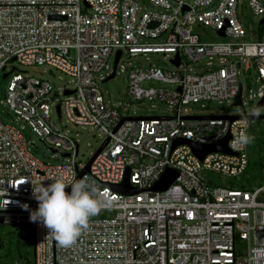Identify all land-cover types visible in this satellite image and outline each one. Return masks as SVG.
Wrapping results in <instances>:
<instances>
[{"label":"built area","instance_id":"2783aa9c","mask_svg":"<svg viewBox=\"0 0 264 264\" xmlns=\"http://www.w3.org/2000/svg\"><path fill=\"white\" fill-rule=\"evenodd\" d=\"M245 9L259 17L257 28H245ZM263 18L264 0H0V74L8 73L0 104L15 116V124L0 116V219L32 227L33 264H264V184L224 187L202 175L238 176L248 165L247 147L231 145L242 118L259 114L264 122L255 108L264 98ZM199 26L221 40L203 41ZM150 53L164 54L171 69L147 57L146 66L133 64ZM15 63L47 66L50 75L68 76L70 86L55 87ZM113 72L127 74L117 103L100 88ZM239 90L243 109L233 114H188L185 107L233 105ZM245 95L257 100L251 113ZM145 101L165 104V114L137 115L133 107ZM25 125L59 161L33 154ZM83 130L99 138L98 148L108 142L80 175L98 149L79 158ZM227 135L231 154L214 151L200 159L189 145L174 146L179 138L210 145ZM168 168L177 174L173 182L152 190ZM127 170L135 193L114 188ZM84 177L103 207L65 248L29 219L38 206L33 192L57 179Z\"/></svg>","mask_w":264,"mask_h":264},{"label":"rangeland","instance_id":"374dc122","mask_svg":"<svg viewBox=\"0 0 264 264\" xmlns=\"http://www.w3.org/2000/svg\"><path fill=\"white\" fill-rule=\"evenodd\" d=\"M245 17V28L250 30L251 28H257V24L259 21V17L251 13L249 10L245 9L244 13ZM195 29L201 33V39L203 41H217L221 40V38L217 37L210 29L199 26L195 27ZM148 58L150 63L155 64L159 67L169 68L171 69L170 64L165 60L164 54H147L145 56L140 55L136 58H132V62L134 65L146 66L148 61L145 58ZM131 60V59H130ZM17 69L19 71L25 72L29 76H33L41 79H48L52 83H54L55 87H63L70 86L69 77L61 74L58 71H54V75H50L46 72V69L49 68L47 66H41L37 64L33 65H20L15 63ZM110 65L112 67V59L110 61ZM255 76V75H254ZM61 77V78H60ZM242 79V77H241ZM8 84V78H2V74H0V100L4 98V91ZM127 84V74L125 72H119L114 77L110 78L107 81L101 83V90L105 99L110 103H117L123 100V94L126 90ZM247 83H245L246 85ZM256 84H253L255 88ZM246 94V90H245ZM244 108L247 113H251L254 110L255 104L257 100L250 101L247 98V95L244 97ZM151 104H154L152 107ZM188 114H214V115H223V114H233L236 113L237 110L243 109L242 105L233 106L232 102L222 101V102H207L204 107H201L200 104H189L185 106ZM166 108L165 104L160 102H150L145 101L142 105H136L133 107V110L137 115L140 114H165L164 109ZM257 113L262 114L264 112V107H260L256 110ZM0 116L1 119L6 123H13L14 114L10 112L5 106L0 104ZM51 119L54 124L58 127L61 126V122L57 120L54 111L51 113ZM63 121V120H62ZM250 128L252 130H256L258 137H262L263 141L261 142V150L260 156L264 162V122L263 120H251ZM25 141L27 142V146L33 152V154L39 158L40 160L46 162H57L59 161L58 157H52V153L49 150V145H44L41 141H39L38 137L31 131V129L25 125L22 130ZM79 158L83 160H87L99 146L100 140L96 135H93L88 130H83L79 133ZM248 156L251 157L250 167L246 170V172L238 175V176H227L222 175L216 172H205L202 175H205L209 181L213 182L214 185L224 186V187H235L241 188L245 186L247 189H254L259 186V184H263V182L259 183L254 177L257 173L253 171V163L259 155L255 153L250 148V144L247 148ZM258 159V158H257ZM33 229L30 225H23L18 227H11V225H2L0 224V264H15L16 262L24 263L28 261L27 264H33L34 255H33Z\"/></svg>","mask_w":264,"mask_h":264},{"label":"clouds","instance_id":"9594fccd","mask_svg":"<svg viewBox=\"0 0 264 264\" xmlns=\"http://www.w3.org/2000/svg\"><path fill=\"white\" fill-rule=\"evenodd\" d=\"M241 128L231 145L239 149L247 147L254 139L248 132L246 117L242 118ZM66 188L70 190L66 192ZM33 195L38 206L30 211L29 219L41 222L48 233L65 248L76 242L90 218L101 211L104 203L96 195V189L88 177L71 182L63 178L57 179L47 186L41 185ZM21 207L29 210L27 204Z\"/></svg>","mask_w":264,"mask_h":264},{"label":"water","instance_id":"95a60500","mask_svg":"<svg viewBox=\"0 0 264 264\" xmlns=\"http://www.w3.org/2000/svg\"><path fill=\"white\" fill-rule=\"evenodd\" d=\"M84 4L86 5V3L84 2ZM260 23H264V18L260 20ZM219 33L221 35H224L223 33V30H220ZM120 56V51L117 52L116 56H115V59H114V66H113V69L115 70V66H116V63L118 61V58ZM175 63L176 65H178V56L176 55V58H175ZM8 73H4L2 75V78H5L7 76ZM114 77V72L108 76L104 81H107L109 80L110 78ZM70 93H73V90H66L65 91V94H70ZM240 95H241V90H239L236 98H235V101L233 102V106H239L241 105V100H240ZM263 99L262 98L256 105L255 108H260L262 106V103H263ZM58 108V106H57ZM191 118H194V117H191ZM231 121L236 119L237 117L236 116H229L228 117ZM247 119H250V120H260L263 118V115H259V114H256V115H249V116H246ZM229 141H230V137L227 135L225 138H223L221 141L217 142V143H214V144H210V145H203V144H196V143H193L187 139H184V138H179V139H176L174 141V146L178 145V144H187L191 147L192 151L194 154H196L200 159H202L207 153L209 152H214V151H220V152H224V153H228V154H231L230 150H229V147H228V144H229ZM108 142V139H106L102 145L96 150V152L94 153V155L89 159V161L87 162V165L85 167V169L83 171H81L80 175L87 171L88 168H89V165L91 164V162L93 161V159L97 156V154L103 149V147L107 144ZM51 152H56L55 150H51ZM62 156H69L68 153H65V154H62ZM176 172L172 169H166L163 174L161 175L160 179L154 183V185L151 187L152 190H156V191H162V190H165L172 182L173 180L175 179L176 177ZM115 190L119 193H123V194H131V193H135L137 191H139V189L137 188H134L133 186H131L130 184V181H129V171L127 170L126 171V174H125V177L123 179V181L118 184V185H115L114 186ZM0 224H1V219H0ZM20 225L18 224H11V227H18ZM0 248H1V242H0Z\"/></svg>","mask_w":264,"mask_h":264},{"label":"trees","instance_id":"16d2710c","mask_svg":"<svg viewBox=\"0 0 264 264\" xmlns=\"http://www.w3.org/2000/svg\"><path fill=\"white\" fill-rule=\"evenodd\" d=\"M248 132L252 137H254V139L250 143V148L255 153L259 154L257 156L258 159L256 158V154H255V160H254L253 167H252L253 171H256L255 173H257L256 176L254 177V179H256L259 183H261L264 180V162H263L262 157L260 156L261 155L260 151H258L257 149L261 150L260 144L263 141V139H262V137H258L256 130H252L250 128ZM247 148H248V146H247ZM250 163H251V157L248 156V165L246 167V170L250 167ZM246 170L244 172H246ZM259 185H262V183ZM241 189H247V188L245 186H242ZM27 263H28V261H25V264H27Z\"/></svg>","mask_w":264,"mask_h":264}]
</instances>
